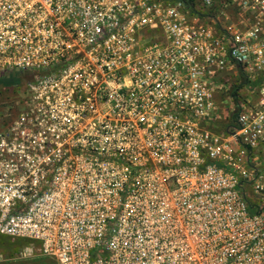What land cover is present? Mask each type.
Listing matches in <instances>:
<instances>
[{"label": "built area", "instance_id": "1", "mask_svg": "<svg viewBox=\"0 0 264 264\" xmlns=\"http://www.w3.org/2000/svg\"><path fill=\"white\" fill-rule=\"evenodd\" d=\"M14 74L0 235L56 264H264V0H0Z\"/></svg>", "mask_w": 264, "mask_h": 264}, {"label": "rangeland", "instance_id": "2", "mask_svg": "<svg viewBox=\"0 0 264 264\" xmlns=\"http://www.w3.org/2000/svg\"><path fill=\"white\" fill-rule=\"evenodd\" d=\"M21 91V87L18 90L1 88L0 96L3 97L0 98L1 107L17 106ZM245 92L244 88H240V100L243 99ZM29 246L30 243L26 240H13L0 235V264H56L53 259L28 254Z\"/></svg>", "mask_w": 264, "mask_h": 264}, {"label": "trees", "instance_id": "3", "mask_svg": "<svg viewBox=\"0 0 264 264\" xmlns=\"http://www.w3.org/2000/svg\"><path fill=\"white\" fill-rule=\"evenodd\" d=\"M244 85V82L241 81L239 84L236 85V87L232 88L231 94L233 96L234 101L237 103L238 102V97H237V90H239L240 88H242V86ZM21 86V83L19 82V80L16 77V74L10 76L9 78L3 77L0 78V89L1 88H13L14 90H18ZM1 94V92H0ZM0 98H3L2 96H0ZM1 108V105H0Z\"/></svg>", "mask_w": 264, "mask_h": 264}]
</instances>
